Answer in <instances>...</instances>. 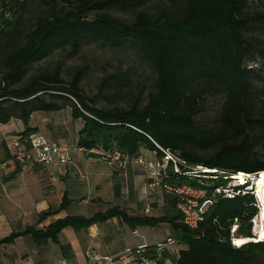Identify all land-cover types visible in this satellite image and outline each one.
<instances>
[{"label":"trees","instance_id":"trees-1","mask_svg":"<svg viewBox=\"0 0 264 264\" xmlns=\"http://www.w3.org/2000/svg\"><path fill=\"white\" fill-rule=\"evenodd\" d=\"M149 1L0 0V123L20 121L23 127L13 134L24 138L40 131L32 123L34 113L70 106L72 118L83 121L75 146L86 148L90 156L103 159L120 151L135 157L147 148L157 158L165 159L169 150L186 162H180L176 171L168 158L161 169L159 186L168 204L162 214L149 213L150 207L132 213L113 204L90 215L67 214L39 226L72 202L66 192L59 207L41 211L34 223L13 229L0 241L29 234L38 247L54 242L62 257L72 260V244L60 238L64 228L79 233L118 217L132 228L170 225L172 235L167 237L174 243L163 249L159 241L145 243L141 253L138 247L128 251L141 260L264 264V239L251 238L240 246L232 241V237L255 236L253 218L259 201L253 180L231 184L239 172L257 176L264 172V98L257 85L264 79V10L251 8V0H166L180 10L153 12ZM32 6L35 19L25 26ZM92 41L110 47L130 41L139 45L156 71L144 101L137 96L128 107L97 106L84 89V65L73 68L69 79L61 75V63L34 68L58 49L75 54ZM256 54L262 56L260 66L252 63ZM103 83L119 85L107 78ZM218 94L224 96L219 116L207 126L200 124L197 115L205 101ZM17 166L16 171L21 170ZM182 184L206 189L212 200L196 227L185 223L179 194L166 187ZM114 188L119 195L121 182ZM223 188H231L232 195ZM175 243L183 246L177 255L170 250Z\"/></svg>","mask_w":264,"mask_h":264},{"label":"rangeland","instance_id":"rangeland-1","mask_svg":"<svg viewBox=\"0 0 264 264\" xmlns=\"http://www.w3.org/2000/svg\"><path fill=\"white\" fill-rule=\"evenodd\" d=\"M149 6L153 12H165L168 8L171 11L180 10L179 6L177 8L170 6V3L166 0H150ZM250 6L251 8L264 10V0H251ZM123 14L129 16V14ZM35 15L36 8L32 6L31 10L25 15L24 25L27 26L34 21ZM262 62V56L256 54L252 63L260 66ZM59 63H61V75L65 79L71 77L73 68L78 65L85 66L84 89L86 93L95 99L97 106L118 105L128 107L133 104L137 96L143 98L144 101L148 92L153 88L156 76V71L151 62L143 56L139 45L133 41L121 47H110L92 41L84 44L80 51L75 54H70L69 50L58 49L44 60L36 63L34 68L39 65L53 68ZM104 78H107L110 83L116 81L119 85L116 87L114 84H111L112 86L106 85L103 83ZM257 85L262 90L261 97L264 98V79H259ZM223 99L224 96L218 94L209 97L205 101L204 106L197 115L200 124L207 126L219 116ZM32 123L38 125L40 132L46 136L48 135L51 139L75 146L77 144L78 131L83 121L81 119H73L71 107L67 106L58 111H38L34 113ZM20 126V121L12 120L5 127L8 129H19ZM2 140L4 138L0 135V145ZM8 140H10V136L7 137L6 141ZM261 153L264 154V147H262ZM144 155L148 159H151L154 156V152L144 148ZM71 156L72 161L66 167H62V172L44 170L43 168L39 172H36L38 179H47V183L53 184L56 189L60 188L59 191L51 194L52 197L61 192L62 182L66 179H86L90 188V195L91 192L92 194L99 193L104 196V199H110L113 195L112 184L121 181L122 189L125 192L131 190L135 194L142 196V201H145V205H149L150 207L149 213L162 214L168 211L165 193L159 185L151 183L152 175L149 168L133 163L121 167L115 162L111 163L100 157L90 156L86 150L76 149ZM35 177L34 174L27 173L25 176H20L19 179H36ZM245 179L247 178H233L231 184L241 183ZM107 202L105 200H89L83 206L73 205L69 208V213L86 212L92 214L98 210L107 208ZM260 209L261 202L258 203V213L253 218V231L255 219ZM167 225V223H163L161 226L154 227L151 235L154 233L157 238L163 237L166 233L165 228ZM69 229L72 228L66 227L60 233L62 241L70 242L75 251L74 259L67 260L66 264H144L138 257L128 255L122 259L114 257L115 262L112 263H106L101 260V256L94 254L93 251H90L88 255L83 248L82 237L80 235L76 237L75 231L73 232ZM182 247L180 244L175 243L171 246L170 250L174 255H177L178 250ZM49 252L51 257L57 256L62 263H65L62 260V255L60 253L58 255L54 242L50 243ZM167 264L172 263L167 261Z\"/></svg>","mask_w":264,"mask_h":264},{"label":"crops","instance_id":"crops-1","mask_svg":"<svg viewBox=\"0 0 264 264\" xmlns=\"http://www.w3.org/2000/svg\"><path fill=\"white\" fill-rule=\"evenodd\" d=\"M7 123H0V135L4 138L0 145L1 158L9 156L6 146L7 137L10 136L11 139L13 136H16V134H13L14 131L20 130L23 127L21 123L19 129H8L5 127ZM11 124L13 123L11 122ZM18 164L22 168L16 171ZM66 165L52 164L48 167H41L35 162H17L0 172V237L8 234L13 229L34 223L41 211L50 207H59L62 197L66 192L72 199V202L66 208L45 218L40 222L39 226L47 225L56 218L67 214L79 213L90 215L86 212L69 213V208L73 205L83 206L89 200L109 201L107 202L108 206L119 204L132 213H142L144 209L146 210L147 205H145V201H142V196L135 194L131 190L125 192L122 189L121 181L119 195L115 194V184H112L113 195L110 199H104V196L99 193L92 194L91 192L90 195V188L86 179H66L62 182L61 192L52 197L51 194L59 191L60 188L56 189L53 184L47 183V179H38L36 172H39L42 168L44 170L62 172V167H66ZM27 173L34 174L36 179H19L20 176H25ZM154 227L156 226H138L132 228L118 217H113L105 222L93 224L85 231L75 232V235L76 237L79 235L82 237L81 242L88 255L90 251H93L94 254L101 257L112 256L122 259L128 255L130 249L136 248L142 243L153 244L172 235L169 224L165 228L166 233L164 236H160L162 238L155 237L156 234L154 233V236L151 235ZM69 230L74 232L73 228ZM50 243L41 244L38 247L29 234L18 236L12 242L0 241V264H36L37 262L41 264H66L67 260L64 258L62 260L65 263H62L57 256L54 258L50 256ZM57 251L58 255L59 253L61 254L58 247Z\"/></svg>","mask_w":264,"mask_h":264},{"label":"built area","instance_id":"built-area-1","mask_svg":"<svg viewBox=\"0 0 264 264\" xmlns=\"http://www.w3.org/2000/svg\"><path fill=\"white\" fill-rule=\"evenodd\" d=\"M6 146L9 152V156L0 158V172L7 169L10 165L14 163H27L35 162L41 167H48L52 164H69L72 161V154L74 150H86L84 147L80 146H70L67 143H63L59 140L51 139L42 132L32 133L29 136L21 138L20 136H13L9 141L6 142ZM170 158L173 161V168L178 171L180 168V162L186 164L185 160L175 156L169 150H166L165 159H160L154 156L148 159L144 152L140 153L135 157H130L127 154H122L120 151H114L111 156H104L103 159L108 162H115L121 167L127 164L133 163L136 165H141L149 168L152 175L151 183L153 185H160L161 179V169L166 167L167 159ZM195 168L202 169V165H196ZM207 170H216L214 168H205ZM256 175L252 173L245 172L243 178L256 179ZM241 178V177H237ZM167 190L174 191L179 194L178 208L183 214V219L186 224L191 227L198 226L199 222L203 218V213L207 208L208 204L212 201L209 196H207V190L204 188L194 187L189 184H182L179 186L167 185ZM218 191L221 188H217ZM227 195H232L231 188H223ZM146 211H149V206L147 205ZM237 224L232 228L234 231ZM255 233V232H254ZM255 239V238H254ZM233 243L235 242V237H232ZM167 243H174L172 237H167L166 241H159V248L163 249ZM240 246V244H237ZM146 244L142 243L138 246L137 253L145 251ZM101 260L106 263L115 262L114 257L104 256ZM144 264H157L156 260H151L148 258H142Z\"/></svg>","mask_w":264,"mask_h":264},{"label":"bare ground","instance_id":"bare-ground-1","mask_svg":"<svg viewBox=\"0 0 264 264\" xmlns=\"http://www.w3.org/2000/svg\"><path fill=\"white\" fill-rule=\"evenodd\" d=\"M244 172H239L234 174V177H241L244 179ZM257 193L261 202V209L258 216L255 219V236L253 237H235L236 244H243L245 241L255 238V239H264V172L260 173L257 177Z\"/></svg>","mask_w":264,"mask_h":264}]
</instances>
